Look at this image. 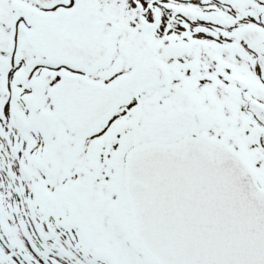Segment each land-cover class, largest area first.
<instances>
[{
  "label": "snow or ice",
  "instance_id": "obj_1",
  "mask_svg": "<svg viewBox=\"0 0 264 264\" xmlns=\"http://www.w3.org/2000/svg\"><path fill=\"white\" fill-rule=\"evenodd\" d=\"M0 264H264V0H0Z\"/></svg>",
  "mask_w": 264,
  "mask_h": 264
}]
</instances>
